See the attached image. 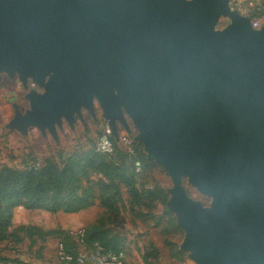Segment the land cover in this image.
Wrapping results in <instances>:
<instances>
[{
	"label": "water",
	"instance_id": "1",
	"mask_svg": "<svg viewBox=\"0 0 264 264\" xmlns=\"http://www.w3.org/2000/svg\"><path fill=\"white\" fill-rule=\"evenodd\" d=\"M0 73L28 89L9 129L55 136L95 100L115 140L132 119L172 179L180 247L196 264H264V24L229 0H0Z\"/></svg>",
	"mask_w": 264,
	"mask_h": 264
},
{
	"label": "rangeland",
	"instance_id": "2",
	"mask_svg": "<svg viewBox=\"0 0 264 264\" xmlns=\"http://www.w3.org/2000/svg\"><path fill=\"white\" fill-rule=\"evenodd\" d=\"M229 23L228 17L221 16L216 23V29H222ZM27 92L28 89L23 87L17 76L12 78L6 73H0V166L26 169L31 165L43 166L48 160H52L62 168L68 158L75 156L80 158L79 166L83 168L88 162L85 154L95 151L96 142L106 122L98 101L95 100L94 103V115L82 107L71 122L63 117L62 124H56L55 136L48 129L43 132L36 126L24 130L9 129L8 124L16 115L24 114L30 109ZM15 105L19 107L18 114ZM127 124L128 127L119 124L118 132L119 135H129L136 151L132 155L128 154L117 140L116 152L112 158L135 169V181L139 189L160 188L165 191L168 195L166 203L161 199H151L144 205L132 208L128 188L121 185L122 199L113 208L101 202L98 191L92 203L79 212L60 210L52 213L43 209H26L19 205L13 209L12 225L5 231L0 230V255L18 258L30 264H76L60 258L59 247L64 241V234L68 237L67 242L63 243L65 250V245L71 250L76 247L88 250L91 244L86 240L81 242L79 232L102 219L105 228L112 235H116L120 245L125 248L127 264H146V256L149 264H196L189 256L190 252L180 247L185 231L178 225L176 215L167 206L172 179L159 162L147 157L144 144L137 139L139 131L133 120L127 118ZM139 153L146 154L149 161L140 160ZM137 160H140V165H136ZM79 176V192L88 183L92 184L101 177L92 167L85 169ZM182 183L192 199L199 201L203 207L212 206V197L201 193L190 184L188 177H184ZM96 188L98 190L97 186ZM165 206L174 220L171 218L168 221L164 214ZM21 224L36 225L43 230H63L64 233L46 236L41 241L36 235L29 238L23 231H16V227Z\"/></svg>",
	"mask_w": 264,
	"mask_h": 264
},
{
	"label": "trees",
	"instance_id": "3",
	"mask_svg": "<svg viewBox=\"0 0 264 264\" xmlns=\"http://www.w3.org/2000/svg\"><path fill=\"white\" fill-rule=\"evenodd\" d=\"M139 154L140 160L149 161L146 154ZM85 155L88 157L86 158L88 162L82 166L83 168L79 166L80 158L75 156L68 158L62 168L52 160H48L43 166L31 165L26 169L9 165L0 166V230L5 231L12 225L13 209L19 205L26 209H43L52 213L60 210L79 212L92 203L98 191L101 202L113 208L116 202L122 199L121 185L128 188L132 208L144 205L147 200L150 201L151 199H161L162 202L166 203L168 195L165 191L160 188L139 189L136 186L135 169H131L124 162L118 163L112 158L113 154L105 155L95 148V151H90ZM88 167H92L101 177L92 184L88 183L83 191L79 192L81 188L79 175ZM164 214L168 221L171 218L174 220L172 213L166 206ZM16 231H23L29 238L36 235L41 241H44L46 236L57 235L59 232L64 233L63 230H43L39 226L26 224L17 226ZM66 237L67 235L64 234L62 243L67 242ZM85 239L91 245L94 242H99L108 249L126 252L125 248L120 245L118 237L112 235L105 228L102 219L86 228ZM65 247L67 252L74 255L79 252L77 247L74 250H71L68 245ZM156 252L158 251L156 250ZM145 259L146 264H149L147 256ZM0 264L30 263L18 258L0 255Z\"/></svg>",
	"mask_w": 264,
	"mask_h": 264
},
{
	"label": "built area",
	"instance_id": "4",
	"mask_svg": "<svg viewBox=\"0 0 264 264\" xmlns=\"http://www.w3.org/2000/svg\"><path fill=\"white\" fill-rule=\"evenodd\" d=\"M229 5L238 8V10L250 18L252 27L260 28L264 24V0H229ZM32 85L35 86L34 83ZM119 143L123 146L124 151L132 155L135 153V148L132 145L131 139L127 134H120ZM117 140L114 139L113 133L107 122L96 142V150L105 155H112L116 150ZM140 165V161L135 162ZM86 230L81 229L79 239L85 242ZM60 258L66 259L76 264H86L88 261L94 264H127V254L125 251H114L104 247L99 242H94L87 250L79 249L77 255L67 252L64 249L63 243H60Z\"/></svg>",
	"mask_w": 264,
	"mask_h": 264
},
{
	"label": "crops",
	"instance_id": "5",
	"mask_svg": "<svg viewBox=\"0 0 264 264\" xmlns=\"http://www.w3.org/2000/svg\"><path fill=\"white\" fill-rule=\"evenodd\" d=\"M86 264H94L93 262H91V261H88Z\"/></svg>",
	"mask_w": 264,
	"mask_h": 264
}]
</instances>
